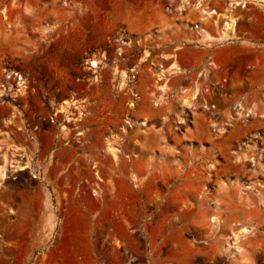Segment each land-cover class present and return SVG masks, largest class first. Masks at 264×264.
I'll use <instances>...</instances> for the list:
<instances>
[{
    "label": "rangeland",
    "instance_id": "obj_1",
    "mask_svg": "<svg viewBox=\"0 0 264 264\" xmlns=\"http://www.w3.org/2000/svg\"><path fill=\"white\" fill-rule=\"evenodd\" d=\"M230 1L0 0V264H264V8L193 12Z\"/></svg>",
    "mask_w": 264,
    "mask_h": 264
},
{
    "label": "bare ground",
    "instance_id": "obj_2",
    "mask_svg": "<svg viewBox=\"0 0 264 264\" xmlns=\"http://www.w3.org/2000/svg\"><path fill=\"white\" fill-rule=\"evenodd\" d=\"M247 4H252L255 6H258L260 8H264V0H231L229 2V4L226 6V13H229V16H226V14L224 15H219L217 12L211 10V11H205V10H200V2L197 3L194 6L193 12H197L198 14H200L201 16V22H205V20L211 18L212 16H215V20L213 25L215 26V28L218 26V22L220 19H225L227 18L228 20H230L229 22H222V26L220 29L217 30V34L219 36V38H216L217 41L219 42H225L228 40L229 34H231L232 36L235 34L236 32V27H237V21L234 18H231L230 16L232 15L233 11L237 8V7H246ZM198 34L202 35L203 38H205L206 42H212L215 41V38L211 37L207 31L205 30H201V31H197ZM216 42V41H215ZM95 64V63H94ZM93 64V65H94ZM24 82V81H23ZM249 231L246 229H243L241 231L238 232L239 234H248Z\"/></svg>",
    "mask_w": 264,
    "mask_h": 264
}]
</instances>
